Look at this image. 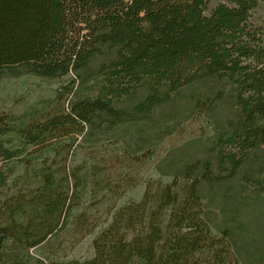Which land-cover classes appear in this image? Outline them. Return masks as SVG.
I'll list each match as a JSON object with an SVG mask.
<instances>
[{
    "label": "trees",
    "instance_id": "1",
    "mask_svg": "<svg viewBox=\"0 0 264 264\" xmlns=\"http://www.w3.org/2000/svg\"><path fill=\"white\" fill-rule=\"evenodd\" d=\"M258 7L0 0V80L60 82L44 108L0 109V264H244L231 229L212 228L201 191L241 175L264 198ZM183 91L200 114L227 102L230 116L212 156L153 178L148 148L136 152L117 133ZM139 185L140 198L123 202ZM88 237L91 256L73 258Z\"/></svg>",
    "mask_w": 264,
    "mask_h": 264
},
{
    "label": "rangeland",
    "instance_id": "2",
    "mask_svg": "<svg viewBox=\"0 0 264 264\" xmlns=\"http://www.w3.org/2000/svg\"><path fill=\"white\" fill-rule=\"evenodd\" d=\"M254 20L264 27V0H259ZM59 84L23 74L4 77L0 80V109L22 114L44 108ZM229 116L227 102H219L200 114V109L190 100L188 91H183L137 126L125 127L117 134L130 146H138L136 152L143 151L142 147L148 148V152L143 154L151 155L148 162L151 177L169 180L178 175L184 165L213 155L209 151L211 144ZM74 158L77 162L80 155ZM242 179L239 175L234 184L203 187L201 194L206 214L213 229H231L235 248L244 264H264V198H254L252 194L257 192L242 187ZM142 191L143 186L139 185L124 196L123 202L138 200ZM90 240L91 237H88L82 241L71 256L89 258ZM12 262L10 260L7 264Z\"/></svg>",
    "mask_w": 264,
    "mask_h": 264
}]
</instances>
